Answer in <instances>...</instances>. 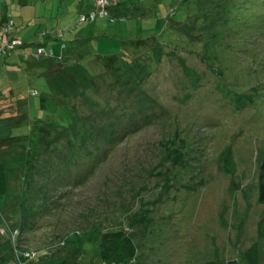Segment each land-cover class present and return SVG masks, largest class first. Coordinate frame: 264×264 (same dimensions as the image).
I'll return each mask as SVG.
<instances>
[{"label":"rangeland","instance_id":"rangeland-1","mask_svg":"<svg viewBox=\"0 0 264 264\" xmlns=\"http://www.w3.org/2000/svg\"><path fill=\"white\" fill-rule=\"evenodd\" d=\"M99 1L0 0L20 37L64 30L47 50L71 66L51 98L0 54L4 264H103L85 244L118 228L134 264H249L255 243L264 264V0Z\"/></svg>","mask_w":264,"mask_h":264},{"label":"trees","instance_id":"trees-1","mask_svg":"<svg viewBox=\"0 0 264 264\" xmlns=\"http://www.w3.org/2000/svg\"><path fill=\"white\" fill-rule=\"evenodd\" d=\"M97 15V13H96ZM90 17V11L88 13L82 12L80 21L78 23L87 20ZM9 25V29L6 31L4 26ZM64 34V30L55 28L54 30H45L42 36H36L34 38H40L39 41H35L34 38L26 39L20 37L15 33V19L10 13L2 14L0 18V54H4L5 66L1 67L2 70L6 65L19 67V69L25 72L29 71L32 75L45 76L46 77V94H49L53 98L52 88L49 84L48 78L52 75L50 72L58 70L57 74H63L65 71L71 68L68 63L63 64L66 60L61 54H56L55 50H47V46L53 44L56 41L61 42L62 45L66 46L67 43L61 37ZM13 40L19 41L18 44L14 45L10 51H5L4 46L11 43ZM68 46V45H67ZM43 50V52H41ZM116 56V55H115ZM117 57V56H116ZM71 59V58H70ZM92 61L94 59H91ZM87 60L88 64L83 65L82 62L78 63V67L82 68L85 76L92 77L95 75L94 70L90 61ZM103 63L102 60H94V62ZM93 62V63H94ZM58 65V67H56ZM40 69V70H39ZM39 70V71H38ZM33 95H39V90L34 87ZM56 103V100H53ZM58 103V102H57ZM56 103V104H57ZM59 104V103H58ZM63 108L65 114H69L71 122L75 118V114L69 111L66 107L59 105L58 109ZM16 118V117H15ZM70 120L67 121L64 127L68 126ZM63 126V125H62ZM39 130V129H38ZM40 131V130H39ZM40 134V133H39ZM39 134H36V140L39 138ZM27 138H31L29 134ZM12 137V136H11ZM13 138V137H12ZM17 138V137H16ZM20 140V138L18 139ZM17 140V141H18ZM7 193V179H6V165L2 162L0 156V196ZM260 201L264 202V160L261 165V183H260ZM92 245H86V250L93 249L98 250L100 260L103 264H134L135 258L138 255L137 246L133 238L129 233L122 228L107 230L101 233L96 241H92ZM19 264H26L27 260L32 259L36 256L32 251L27 254L26 252H18ZM245 258L249 264H259V246L257 243L251 245L244 253ZM9 257L0 256V264L9 262ZM51 264H79L76 261H72L68 258H64L60 261ZM206 264H218L216 261H209ZM227 264H239L237 259L228 260Z\"/></svg>","mask_w":264,"mask_h":264},{"label":"built area","instance_id":"built-area-1","mask_svg":"<svg viewBox=\"0 0 264 264\" xmlns=\"http://www.w3.org/2000/svg\"><path fill=\"white\" fill-rule=\"evenodd\" d=\"M100 3H103V4H105L106 2L104 1V0H100L99 1ZM94 14V13H93ZM95 15V14H94ZM93 15V16H94ZM4 29L7 31L8 29H9V25L7 24L6 26H4ZM19 43V41H17V40H13L11 43H8L6 46H4L3 48H4V50L5 51H10L12 48H13V46L14 45H16V44H18ZM41 52H43V50H41ZM27 254H29V252L27 253Z\"/></svg>","mask_w":264,"mask_h":264},{"label":"crops","instance_id":"crops-1","mask_svg":"<svg viewBox=\"0 0 264 264\" xmlns=\"http://www.w3.org/2000/svg\"><path fill=\"white\" fill-rule=\"evenodd\" d=\"M7 13V12H6ZM4 14V13H3ZM70 57V56H69ZM64 58V57H63Z\"/></svg>","mask_w":264,"mask_h":264}]
</instances>
